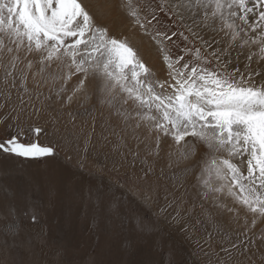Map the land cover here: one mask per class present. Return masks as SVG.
<instances>
[{"label": "rangeland", "instance_id": "obj_1", "mask_svg": "<svg viewBox=\"0 0 264 264\" xmlns=\"http://www.w3.org/2000/svg\"><path fill=\"white\" fill-rule=\"evenodd\" d=\"M78 2L155 79H168L157 45L133 23L125 0ZM248 51L232 67L244 70ZM20 56L7 84L0 68V141L20 132L24 142L51 146L55 154L27 160L0 151V189L11 190V199L0 191V228L14 235L16 221L5 215L9 204L39 210L38 223L20 217L18 237L6 243L0 236V264H264V218L253 226L252 214L226 194L221 203L235 211L203 198L197 177L209 159L206 146L197 143L188 159L170 137L157 148L143 128L134 134L126 125L119 104L109 106L98 81L73 94L72 77L57 96L52 69L39 73L40 54L22 49ZM28 60L33 67L22 85ZM250 67L264 72V61L254 57Z\"/></svg>", "mask_w": 264, "mask_h": 264}, {"label": "snow or ice", "instance_id": "obj_2", "mask_svg": "<svg viewBox=\"0 0 264 264\" xmlns=\"http://www.w3.org/2000/svg\"><path fill=\"white\" fill-rule=\"evenodd\" d=\"M123 6L157 45L167 80L155 79L135 51L95 24L78 0H0L5 84L23 62L22 49L40 54L39 73L52 69L53 84L60 82L57 96L72 77L77 78L73 94L86 81H98L109 106L119 104L116 111L126 125L134 134L143 128L157 148L170 137L180 157L188 159L197 143L206 146L209 159L197 177L203 198L235 211L221 203L226 194L252 214L254 226L264 218V72L250 66L254 57L264 61V0H125ZM246 47L244 70L232 67ZM32 67L28 60L22 85ZM40 132L34 129L37 136ZM20 136L0 141V151L27 160L55 154L51 146L26 143ZM0 191L11 199L10 189ZM5 215L16 221L9 230L13 236L0 228L8 243L19 236L20 217L38 223L39 210L18 211L9 204Z\"/></svg>", "mask_w": 264, "mask_h": 264}]
</instances>
